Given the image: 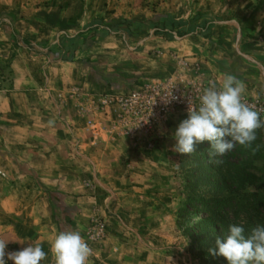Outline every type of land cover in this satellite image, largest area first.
Instances as JSON below:
<instances>
[{"label":"rangeland","instance_id":"374dc122","mask_svg":"<svg viewBox=\"0 0 264 264\" xmlns=\"http://www.w3.org/2000/svg\"><path fill=\"white\" fill-rule=\"evenodd\" d=\"M164 16L179 25L168 35L148 25L154 17ZM76 52L88 64L91 91L70 87L67 95L75 114L85 120L87 133L97 139L99 134L89 131L91 123L100 130L106 126L111 135L128 142L135 162L144 163L158 152L161 162L139 168L124 159L120 165L124 173L114 167L103 186L89 181L91 187L102 190L101 199L111 198L118 206L105 215L90 213V220L97 217L105 223L107 235L100 244L89 242V220L83 236L93 250L88 264H227L223 257L209 255L216 238H225L232 224L242 226L245 235L257 225L264 226V207L255 204L264 202V128L257 130L251 147L236 144L218 156V162L208 164L211 170L199 182L207 162L203 153L212 159L209 143L198 144L191 155L172 150L174 131L187 113L174 114L158 130L156 148L146 152L116 135L117 109L99 102L155 83L179 88L210 82L219 86L217 77L233 71L241 81H250L243 98L264 119V0H0V105L12 90L11 79L2 76L7 70L1 67L12 70L16 60L24 72L32 73L27 61L71 62ZM144 69L147 82L135 88ZM179 80L182 83H176ZM4 116L0 113L2 150L8 134ZM130 168L155 177L136 179L131 186L126 178ZM111 190L119 195L112 196ZM128 191L134 195H127ZM50 198L64 209L59 195ZM197 198L224 200L228 205L223 210L226 229L214 238L208 235L199 246L192 244L186 232L198 227L204 217L192 214ZM194 216L201 217L199 222H193ZM0 239L6 240L2 234ZM5 251H12L10 243Z\"/></svg>","mask_w":264,"mask_h":264},{"label":"crops","instance_id":"0c3cea01","mask_svg":"<svg viewBox=\"0 0 264 264\" xmlns=\"http://www.w3.org/2000/svg\"><path fill=\"white\" fill-rule=\"evenodd\" d=\"M19 64L12 62V90L0 105L8 132L5 150L0 149V234L10 241L12 251L40 244L47 254L41 264H55L49 248L59 232L78 231L83 237L91 212L105 215L118 206L111 198L101 199L102 190L91 187L89 181L103 186L108 170L114 167L124 173L120 168L124 159L139 168L161 164L160 152L151 161L135 162L128 142L111 135L108 127L100 130L97 139L87 133L85 120L75 114L67 95L70 87L91 91L88 64L79 60V52L71 62L27 61L32 73L24 72ZM139 72L142 78L135 88L147 82L148 70ZM242 81L250 88V81ZM137 169L126 171L131 186L136 179L155 177ZM136 188L129 190L141 192ZM52 194L63 199V210L52 202ZM126 194L134 195L132 191ZM111 195L119 194L111 190Z\"/></svg>","mask_w":264,"mask_h":264},{"label":"clouds","instance_id":"9594fccd","mask_svg":"<svg viewBox=\"0 0 264 264\" xmlns=\"http://www.w3.org/2000/svg\"><path fill=\"white\" fill-rule=\"evenodd\" d=\"M246 84L224 74L219 86L210 82L199 96V104L188 106L187 118L174 131L173 151L191 155L203 142L210 145L209 156H223L236 144L251 147L258 129L264 128L260 113L244 100ZM189 103V102H188ZM259 146H257L258 148ZM200 216H194L197 223ZM10 241L0 239V264H41L47 254L40 244H29L19 251L6 252ZM49 251L55 264H88L93 250L78 231L59 232ZM209 255L223 257L227 264H264V226L257 225L248 235L242 226L229 225L225 238H216Z\"/></svg>","mask_w":264,"mask_h":264},{"label":"built area","instance_id":"2783aa9c","mask_svg":"<svg viewBox=\"0 0 264 264\" xmlns=\"http://www.w3.org/2000/svg\"><path fill=\"white\" fill-rule=\"evenodd\" d=\"M208 86L200 83L179 88L170 83H155L125 96H106L99 104L117 109L113 128L116 135L128 138L135 149L152 152L158 144V130L170 122L174 114L187 113L189 105L198 107L199 96ZM89 131L98 135L100 128L91 123ZM86 235L89 242L102 243L107 235L105 223L92 218Z\"/></svg>","mask_w":264,"mask_h":264},{"label":"trees","instance_id":"16d2710c","mask_svg":"<svg viewBox=\"0 0 264 264\" xmlns=\"http://www.w3.org/2000/svg\"><path fill=\"white\" fill-rule=\"evenodd\" d=\"M128 27H132L135 23H127ZM154 24L156 26L157 32H161L163 35L171 34V32L179 27L178 24L174 23L169 16L164 17H154L151 19V21L148 22V25ZM14 41V40H13ZM15 44H17L14 41ZM27 44V43H26ZM64 62H70L69 60H66ZM2 70H7L6 75H2L3 78L11 79V85H13V79H14V72L9 67H1ZM4 74V73H3ZM203 153L202 158L207 159L206 165L202 166V177L199 182L203 181V177L207 176L205 174L210 168L208 167V164L210 165L211 162H218V156L211 157L212 159L209 160V157L204 155ZM209 168V169H208ZM211 170V169H210ZM252 178L250 179V176L247 177V183L250 184L252 182ZM51 196H56L51 195ZM255 204L258 207L263 208L264 202L256 201ZM192 214L193 213H201L204 215L202 221L198 223V227L187 229L186 232H188V238L192 241V244L195 246L201 245L203 240L207 238V236H211V238H214L219 231H224L226 228V222L224 219V213L223 210L226 208L227 202L224 200H218V199H208L207 201H204V199L197 198V200L192 202ZM63 210V209H60ZM188 214H191V212H188ZM209 238V240H211Z\"/></svg>","mask_w":264,"mask_h":264}]
</instances>
